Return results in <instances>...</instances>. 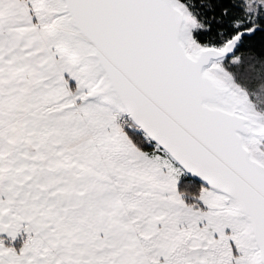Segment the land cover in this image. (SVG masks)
Here are the masks:
<instances>
[{
    "label": "snow or ice",
    "instance_id": "1",
    "mask_svg": "<svg viewBox=\"0 0 264 264\" xmlns=\"http://www.w3.org/2000/svg\"><path fill=\"white\" fill-rule=\"evenodd\" d=\"M0 264H264V0H0Z\"/></svg>",
    "mask_w": 264,
    "mask_h": 264
}]
</instances>
